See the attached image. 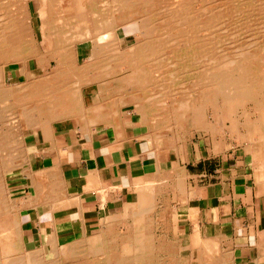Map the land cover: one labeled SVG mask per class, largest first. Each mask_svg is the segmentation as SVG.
I'll return each instance as SVG.
<instances>
[{
    "label": "crops",
    "instance_id": "crops-1",
    "mask_svg": "<svg viewBox=\"0 0 264 264\" xmlns=\"http://www.w3.org/2000/svg\"><path fill=\"white\" fill-rule=\"evenodd\" d=\"M88 48L87 42L77 48L79 63ZM9 70L2 86L16 93L8 100L13 109L3 105L0 116V225L10 222L18 231L21 250L42 247L49 255L53 244L95 235L140 189L146 187L147 199L158 185L165 189L158 199L165 200L157 214L175 213V233L170 221L157 227L170 230L166 240L179 246L178 234L200 232L189 264H264V125L252 142L232 143L223 130L214 137L195 132L186 149L168 148L141 120L134 90L122 93L115 78L127 72L100 78L104 66L95 64L80 84L29 87L21 75L13 82ZM42 86L54 94L43 97ZM175 167L184 175L182 203L167 174Z\"/></svg>",
    "mask_w": 264,
    "mask_h": 264
},
{
    "label": "bare ground",
    "instance_id": "bare-ground-1",
    "mask_svg": "<svg viewBox=\"0 0 264 264\" xmlns=\"http://www.w3.org/2000/svg\"><path fill=\"white\" fill-rule=\"evenodd\" d=\"M29 1L0 0V115L3 105L5 108L13 109V103L11 102L14 101L10 100V102L8 100L14 98L16 93L13 90L14 88L6 90L2 86L6 73L5 67L8 63L22 64L15 69L10 67L9 71L11 77L23 76L29 87L36 82L41 85L49 83L48 86L63 81L80 84V77L89 73L86 67L99 64L100 67L104 66L105 69L97 74L99 77L127 71L126 74L115 78V80H118L121 85L120 89L123 94L127 93V87L134 90V95L138 99V104H136L138 113L143 116V122L152 127L157 124L166 127L168 125L182 126L183 124H189L194 119L197 127L200 128L199 118L207 107L231 117L237 107L247 102H253L257 107V111L262 110V117L255 120L251 119V121L249 119L243 121L246 124L245 129L248 131L244 140L252 142V132L258 131L261 126L263 129L264 36L262 41L254 48L255 52L250 49H243L236 56L230 55L227 56V60L218 61L210 75H208L207 80L199 82L200 94L196 105L193 106L192 102L187 99L186 101L185 99L175 100V98L172 99L175 104L168 106L165 103L166 99L173 94L171 93L173 86L181 84V81L177 82L180 79L189 78L191 80L189 90L191 92L193 87V74H191V71L192 62H194L192 56L195 55L192 54L196 48H199L203 53L205 52L204 42L206 41L202 38V31L207 30L211 24L214 26L212 21L222 22V19L227 21L231 18V15H237L240 20H244L243 15H250L255 12L259 3L258 0H210V7L207 6V0H160L155 11L150 9L148 13H144V7L151 2L149 0H41L42 7L37 12V20L38 18L40 20H38V26L35 30L38 32L39 38H48L47 57L35 52L33 41L30 39L31 35L34 37L35 31L26 20L25 5ZM56 1L59 4L64 2L66 6L62 8L60 5L59 10L56 11L57 8H53ZM71 9L73 10L71 11ZM133 21L137 23V33L131 32L130 38L123 39V36H120L119 27ZM237 25L242 24L238 22ZM61 27L63 29L65 27L67 31L69 30L68 42H66V39L64 44L62 43L65 37L61 38L62 43L57 40L59 37L54 39V30L56 31L57 28ZM83 41L89 43L90 49L88 48L89 52L85 55L84 61L79 63L77 60V44ZM223 53L221 51V54ZM169 54L173 57L172 66L174 68L161 70V67L167 65L169 59L171 60ZM204 57L206 58V56ZM217 58L222 59L221 56H217ZM52 61L54 64H51ZM31 62L35 65L34 68L29 67ZM47 68L51 69L50 72H45ZM203 84L205 85L203 86ZM46 86L40 87L39 92L43 97L54 94L52 87L49 89ZM148 86L150 88L161 86L159 88L160 101L153 103L151 100L153 93L146 95ZM78 88L76 87L77 90ZM74 93L76 95V90ZM191 94L189 96H192ZM259 98H262V100L258 101ZM53 100L51 101L53 102ZM80 101L78 102L80 103ZM160 113L163 114L161 120L159 118L156 120L155 115ZM202 125L209 130H213L211 131L213 133L216 130V127L209 125V123ZM232 129H235V126ZM237 130L239 129L237 128ZM154 132L155 129H151L149 133L158 139L161 134H159L160 129L157 133ZM242 138L243 135H241L240 140ZM161 143L164 145L163 140ZM181 169L175 167L172 173L168 171L167 174L173 177L172 189H177L179 197L184 201L183 190L185 185ZM160 188L161 186L151 185L149 188L151 189L149 190L150 196L147 199L143 197L145 191L143 193L140 189L139 193L135 194L133 201L125 206V210L121 215L105 220L104 227H108L107 230L113 229V231L118 226H115L117 222L128 223L126 228L131 233L126 238L124 237L125 241L123 240L124 242L120 244L124 253H119L114 248L106 250L104 244L112 246L116 244L105 242L104 236L106 233L101 230L90 237L61 245L60 250L57 246V249L55 248L52 252L53 257L49 259L48 255L44 254L42 247H34L28 251L21 250L19 238L17 239L18 233H15L18 231L10 226V222H3L2 226L0 225V264H153L155 253H165V249L164 243L161 241L163 238L151 241L153 237L146 234L148 232L147 228H149L148 223L146 224L148 218L146 212L147 207L155 202L156 193L153 196V191ZM124 238L122 237V239ZM189 238L194 245L201 239L200 232L195 228L189 234ZM166 244L168 243L166 242ZM55 246L53 244L50 249ZM61 253L66 255V262H63V257L59 256ZM170 262L173 264V259Z\"/></svg>",
    "mask_w": 264,
    "mask_h": 264
},
{
    "label": "rangeland",
    "instance_id": "rangeland-1",
    "mask_svg": "<svg viewBox=\"0 0 264 264\" xmlns=\"http://www.w3.org/2000/svg\"><path fill=\"white\" fill-rule=\"evenodd\" d=\"M149 2L150 3L144 7V13H148V11L150 12V9H151V11H155V9L158 7L157 3L160 2V0H149ZM257 2H259V3H258V6H257L255 12H253L250 15H243L242 18L244 20H240L239 17H237V15H231L230 16L231 18H229V20L227 19V21L225 19H222V22H220L218 20L212 21V23H214V26L211 24L207 30L202 31V33H203L202 38L206 41V42H204L205 52L203 53L200 51L199 48H196V50L192 54V55L195 54L198 56V57L195 55H194L195 57L192 56L193 61L195 62V63L192 62V71H191V74H193L192 75V77H193L192 90H191V92L189 91L190 90V82H191V80L189 78L180 79V80L178 79L179 81H177V82L181 81L180 82L181 84H175L173 86V89H172L173 92L171 91V93H173V94L170 95L171 96L170 98L166 99V101H165L166 105L171 106L172 104H175V102L172 101L173 98H175V100L176 99H178V100H183V99L186 100L187 99L188 101L192 102L193 106L196 105V101L198 100V95L200 94L199 93V91H200L199 82L200 81L205 82L207 80L208 75H210V73L213 70V67L218 63L219 60L223 62V61L228 59L227 56H230V55L236 56L239 53V51L243 50V49H250V50L254 51V48H256V45H258L259 42L262 41V38L264 36V11H263L264 10V0H258ZM60 5L62 6V8H64L66 6L64 4V2L59 4V2L56 1L55 5H53V8L54 7L57 8V9H55L57 11V10H59ZM207 6L208 7L211 6L210 0H207ZM40 7H42L41 0H30L25 5L26 20H27L28 24L30 23L29 26L32 27V29L35 31V35L33 33L34 37L32 35L30 36V39L33 41V45L35 47L34 48L35 52H37V53L39 52V54L47 57L48 53L46 51V48H47L46 46H48V42H47L48 38H39L37 35L38 32L35 30L38 26V20H40L39 18L37 20V12L39 11ZM72 10L73 9H71V11ZM238 22L241 23L242 25L238 26L237 25ZM222 23H224V24H222ZM65 30H66L65 27H64V29L61 27L59 29L57 28L56 31L54 30V33H55L54 39H55V37L56 38L59 37V39L57 38V40H60L61 43L64 40V42L62 44L68 42V39H69V35H68L69 30L68 31L67 30L65 31ZM137 31H138V28H137V23L135 21L119 27L120 35L126 34L125 36H123V39L126 37L130 38L131 37L130 33L131 32L137 33ZM65 33H67L66 35H68V36H66ZM59 34L60 35L62 34V35L60 36ZM62 37H65V38H63V40H62L61 39ZM50 39H53V38H50ZM65 40H66V42H65ZM83 44H86V41L78 43L77 48ZM237 45H239V46H237ZM221 51L224 53L221 54ZM198 53H200V54H198ZM169 55H170L169 58L171 57V60L169 59L168 60L169 62H167L168 64L161 67V70H166V69L171 70L172 68H174V66H172V64H173L172 58L173 57L171 54H169ZM203 55L206 56V58ZM217 56H221L222 59H219V58L216 59ZM223 56L224 57L226 56V57L224 58ZM195 59H197V60H195ZM45 61H47V60L45 59ZM20 64L21 63H14V62L8 63L5 67V69L10 68V67H11V69H15ZM51 64H54V62L52 61ZM29 67L34 68L35 65L31 62ZM121 72L124 74L127 71H121ZM12 78L14 79L13 82H15L17 77L13 76ZM186 81H188V82H186ZM204 85L205 84H203V86ZM150 86H151V83H150ZM150 86H148V90L146 91V95L152 94V93H153V95H156V96L152 95V97H151L152 102L156 103L157 101L161 100V95L159 93V90H160L159 88L161 86H159V87L153 86L152 88H150ZM197 88H199V89H197ZM189 94H191L192 96H189ZM259 100H262V98H259L258 101ZM254 106L255 105L253 102H247L246 104H244L240 107H237L234 110L233 116H231V117L226 116L225 113L222 114V112H221V114L218 112H215L211 107H207L205 109V111L203 112V114H201V116L199 118L200 128L197 127V123L195 122L194 119H192L189 122V124H185V125L183 124L182 126L181 125H179V126L168 125V127H166L164 125L160 126L159 124H157L156 126H154L155 127L154 133H157V131L160 129L159 134L160 133L161 134L159 135L160 139L158 138L156 140H161V141L163 140L164 145L168 148L175 147L178 149V146L179 147L181 146V148L183 147L186 149L187 147L190 146L192 140L197 139V138H195V136H197V134L195 132H198L200 136L202 133L204 134V133L210 132L212 134L211 136L214 137L216 134L222 133L224 130L225 131L224 136L227 137L230 140V142L242 144L243 142L246 141V140H244V138L246 137V133L248 132L245 129L246 124H244L246 119H249V121H251V119L255 120L257 118L262 117V114H261L262 110L257 111L256 110L257 107L256 106L254 107ZM162 115H163L162 113L155 115L156 120H157V118H159L161 120ZM214 116H215V118H214ZM140 117H141V120L144 121L143 116L141 114H140ZM205 123H209V125L215 126L217 131L215 130L214 133L211 132L213 130H209L208 128L204 127V125H202ZM234 126H235V129H232V128H234ZM237 128L239 130H237ZM162 129H164V130H162ZM242 129L244 130L243 132H241ZM261 132H262V129L260 127L258 129V131H254L252 133H253V136L256 137L255 133H259V135H261ZM241 135H243V138L241 139L242 141L240 140ZM181 172H183L182 169H181ZM182 177H184V175ZM166 189H167V193L169 194V192H170L169 186H167ZM173 189H175V188H173ZM175 190H177V189H175ZM154 191H153V196L156 193L155 197H154L155 202H153L151 205H149L147 207V212H146V215L148 216L147 219H149L148 222L146 219V224L148 223V227H149V228H147L148 232L146 234L153 237L151 239V241H155L156 239L161 240L163 238V240H161V241L164 243L165 253L164 252H159L157 254L155 253V260L153 261L154 262L153 264H161V263L168 264V262H170L172 259H173V264H175L176 262H177L176 264H189L188 260L190 258V255H189L188 249H190L191 246L193 245L192 242L190 241L189 234H178L177 235L178 240H176V242L179 246L176 249L177 246H175V245L173 246V244H174L173 242H168L166 240V237H168L167 233H169L170 230L157 229L159 222H169L170 221L171 226H172V231H173V233H175V229H174L175 214H174L173 210L171 211V213H168V214H165L164 212L161 215L157 214V212L159 211V202L161 200H165L162 198L158 199V195H159V193H164L165 189H162L161 192H160V189L159 190L156 189ZM166 200L167 201H169V200L174 201L175 198H173V197L171 199L166 198ZM180 202L181 203L183 202L181 198H180ZM166 207L171 208V206H168V205H166ZM155 211H156V214H155ZM115 226H117V227L114 228V231H113V229L107 230L108 227H104L102 229L103 233H106L104 236L105 242H107V243L113 242L116 244L113 246L109 245V244H107V245L104 244V248L106 250L107 249L110 250V249L114 248V249H117L119 253H124L122 250V245H120V244L125 241V238L131 232L129 231L128 228H126L128 226V223L125 224L123 222H117L115 224ZM149 232H150V234H149ZM122 237L123 238L125 237V238L122 239ZM167 239H169V237ZM165 240L168 244H166ZM56 247L57 246L50 249L51 255L50 254L48 255L49 259L53 257L54 254L52 252L54 251V249ZM58 248L60 250V248H62V246H58ZM169 248H170V250H168ZM177 250L183 254L176 255ZM167 253L168 254L170 253V254L168 255ZM59 256L63 257L62 258L63 262L64 261L66 262V255H62V253H61ZM160 259H162V260L160 261ZM200 262L203 264V261H200ZM170 264H171V262H170Z\"/></svg>",
    "mask_w": 264,
    "mask_h": 264
}]
</instances>
